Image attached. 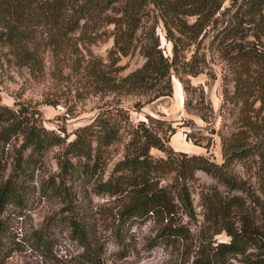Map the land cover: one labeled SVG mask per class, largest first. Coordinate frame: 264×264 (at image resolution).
<instances>
[{
  "label": "trees",
  "instance_id": "1",
  "mask_svg": "<svg viewBox=\"0 0 264 264\" xmlns=\"http://www.w3.org/2000/svg\"><path fill=\"white\" fill-rule=\"evenodd\" d=\"M223 1L0 0V52L5 50L13 64L39 74L44 68L46 49L58 64L69 59L73 62L80 52L78 39L94 41L109 33L113 38L109 63H104L103 68L93 61L87 69L95 89L153 92V97L171 94L172 74L186 89L188 76L202 70L204 59L198 54L195 42L205 27L224 13ZM231 5L233 10L221 21L209 42L232 71L235 89L228 98L254 96L264 107V0H231ZM149 6L156 20L163 23L171 51H163L154 28L147 30L140 43L144 62L120 75L122 65L117 64L118 56L127 54L136 45V32L142 26L143 17L149 14ZM189 15L194 17L192 21L185 18ZM75 31L78 35H74ZM173 132L174 127L160 117L147 114L146 118L133 121L128 109L113 105L76 127L73 137L67 139L60 132L37 123L28 107L13 108L0 102V136L8 139L20 134L22 149H28L30 154L63 144L57 163L64 178L92 176L125 133L121 157L94 188L117 201L120 223L151 215L166 218L168 221L157 233L160 238L183 232L169 219L179 205L185 212H191L190 184L196 178L195 171L204 170L216 180V184L200 190L204 219L214 232L223 231L228 239L202 245L191 264H222L231 257L235 262L230 264H264V126L261 125L257 137L249 142L224 146L221 162L207 154L173 149L169 143ZM153 147L164 155H154ZM21 159L27 161L20 154L16 164L20 166V173L25 174L27 168ZM244 159L255 162L256 188L229 170L235 160ZM164 176L170 179L161 182ZM17 195L13 183L2 182L0 209L6 202L16 200ZM72 209L69 207L71 212ZM57 220L70 225L71 235L83 246L80 253L83 260L103 263L100 253L104 243L94 241L90 223L76 215L60 216ZM116 236L120 238L122 233L118 230ZM34 239L36 247L47 248L46 234L35 233Z\"/></svg>",
  "mask_w": 264,
  "mask_h": 264
},
{
  "label": "rangeland",
  "instance_id": "2",
  "mask_svg": "<svg viewBox=\"0 0 264 264\" xmlns=\"http://www.w3.org/2000/svg\"><path fill=\"white\" fill-rule=\"evenodd\" d=\"M230 3L231 0L223 1L224 13L197 37L195 43L204 63L199 73L188 76L186 89L175 74L171 75V94L157 97H153V92L95 89L87 69L93 61L103 68L104 63H109L113 38L106 33L94 41L78 39L80 52L73 62L69 59L58 64L51 51L46 49L44 68L39 74H33L26 66L13 64L8 58L10 55L2 50L0 102L13 108L28 107L37 123L60 132L67 139L73 137L76 127L89 122L99 111L121 105L128 109L133 121L150 114L170 123L174 127L169 136L173 149L207 154L221 162L224 146L247 143L256 138L261 125L264 126V107L254 96L228 98L235 89L232 71L209 42L221 21L233 10ZM150 7L136 32V45L127 54L118 56L117 64L122 65L120 75L144 62L140 43L147 30L154 28L163 51H171L163 23L156 20ZM185 18L188 21L194 19L192 15ZM78 33L75 31L74 35ZM125 138L124 133L121 140L113 144L106 160L92 176L64 178L57 163L63 144L30 154L28 149H22L20 134L8 139L0 136V184L9 180L18 194L16 200L6 202L0 209V264H92L82 259L83 246L71 235L70 225L57 220L64 215H76L93 226L94 241L104 243L100 253L102 264H191L202 245L228 239L223 231L214 232L204 219L200 190H205L208 184H216V180L202 169L195 171L196 178L190 184L191 212H185L179 205L169 219L170 223L183 229L182 233L167 239L158 237L160 227L168 220L153 215L120 223L117 201L106 193H98L94 184L105 179L114 162L121 157ZM151 152L164 155L154 147ZM20 154L21 158H27V161L21 159L27 168L25 174L20 173V166L16 164ZM229 170L257 187L252 160H235ZM169 179L164 176L161 182ZM218 187L222 189V185L218 184ZM69 207L73 208L72 212ZM118 230L122 233L120 238L116 236ZM38 232L48 236L46 249L34 244V235ZM230 261L235 262V259L231 257L222 264H230Z\"/></svg>",
  "mask_w": 264,
  "mask_h": 264
}]
</instances>
